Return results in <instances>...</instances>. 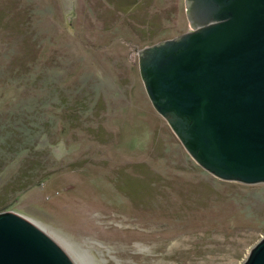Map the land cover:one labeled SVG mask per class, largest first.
<instances>
[{
    "label": "rangeland",
    "instance_id": "1",
    "mask_svg": "<svg viewBox=\"0 0 264 264\" xmlns=\"http://www.w3.org/2000/svg\"><path fill=\"white\" fill-rule=\"evenodd\" d=\"M191 28L185 0H0V213L75 264H242L264 184L197 165L130 60Z\"/></svg>",
    "mask_w": 264,
    "mask_h": 264
},
{
    "label": "water",
    "instance_id": "2",
    "mask_svg": "<svg viewBox=\"0 0 264 264\" xmlns=\"http://www.w3.org/2000/svg\"><path fill=\"white\" fill-rule=\"evenodd\" d=\"M191 31L137 51L148 98L221 181L264 184V0H185ZM0 264H75L32 222L0 213ZM242 264H264V237Z\"/></svg>",
    "mask_w": 264,
    "mask_h": 264
},
{
    "label": "flooded vegetation",
    "instance_id": "3",
    "mask_svg": "<svg viewBox=\"0 0 264 264\" xmlns=\"http://www.w3.org/2000/svg\"><path fill=\"white\" fill-rule=\"evenodd\" d=\"M191 30H192V28H191ZM191 30H190V31H191Z\"/></svg>",
    "mask_w": 264,
    "mask_h": 264
}]
</instances>
